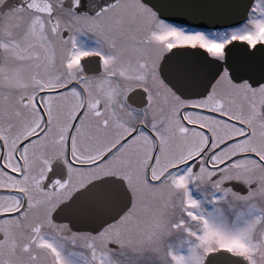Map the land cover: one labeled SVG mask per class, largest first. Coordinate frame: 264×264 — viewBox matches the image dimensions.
<instances>
[{
    "label": "snow or ice",
    "instance_id": "6c2138e0",
    "mask_svg": "<svg viewBox=\"0 0 264 264\" xmlns=\"http://www.w3.org/2000/svg\"><path fill=\"white\" fill-rule=\"evenodd\" d=\"M0 264H264V0H0Z\"/></svg>",
    "mask_w": 264,
    "mask_h": 264
},
{
    "label": "water",
    "instance_id": "95a60500",
    "mask_svg": "<svg viewBox=\"0 0 264 264\" xmlns=\"http://www.w3.org/2000/svg\"><path fill=\"white\" fill-rule=\"evenodd\" d=\"M181 19H184V18H181Z\"/></svg>",
    "mask_w": 264,
    "mask_h": 264
}]
</instances>
